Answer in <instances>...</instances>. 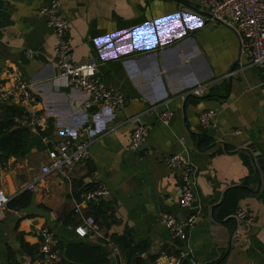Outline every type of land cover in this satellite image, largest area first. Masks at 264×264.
I'll return each instance as SVG.
<instances>
[{"label":"crops","instance_id":"crops-1","mask_svg":"<svg viewBox=\"0 0 264 264\" xmlns=\"http://www.w3.org/2000/svg\"><path fill=\"white\" fill-rule=\"evenodd\" d=\"M50 1L0 0V89L13 75L28 81L48 127L43 136L27 129L24 157H0V190L9 199L0 208V264H35L42 228L58 239L60 264H89L102 254L136 264L117 243L124 236L147 245L141 264L185 252L198 264H264V69L251 66L236 34L208 22L196 0H58L71 22L73 61L94 63L97 76L127 98L123 109L112 110L55 85L56 39L40 14ZM204 83L206 96L170 103L168 125L149 111ZM9 108L21 109L0 101V119ZM204 111L216 112L215 127L201 124ZM139 123L150 133L131 151ZM89 125L86 161L65 175H44L49 149ZM179 153L197 172L189 208L178 204L181 172L167 165ZM98 186L105 196L85 204L84 195ZM25 193L23 207H10ZM80 205L103 238L76 234ZM238 210L252 226L231 245ZM164 214L180 222L197 216L187 241L172 238Z\"/></svg>","mask_w":264,"mask_h":264},{"label":"built area","instance_id":"built-area-1","mask_svg":"<svg viewBox=\"0 0 264 264\" xmlns=\"http://www.w3.org/2000/svg\"><path fill=\"white\" fill-rule=\"evenodd\" d=\"M199 9L207 16L208 22L222 25L231 29L239 39L242 54L246 56L251 66L264 69V0H196ZM40 14L47 20V25L52 29L56 39L55 59L56 77L54 83L57 87L77 89L88 96L94 106L106 107L112 110L123 109L127 98L120 89L107 86L98 76L96 66L92 62L76 63L73 61L74 49L70 43L69 32L71 22L65 19L60 10L58 0H51L40 9ZM210 84H200L192 90L182 93L177 98L169 99L162 104L152 106L150 112H159L160 124L168 125L172 112L170 103L176 99L187 100L189 98H202L207 95ZM0 101L12 107L20 109L13 117L16 126L26 129H37L44 125L46 116L39 110L36 103L32 85L13 75L11 85L7 89H0ZM199 120L205 128L215 127L216 112L204 111ZM92 127L83 128L76 137L66 138L58 145L48 151L49 162L43 166L42 173L65 175L78 164L86 161L89 156L88 137L91 135ZM150 133V127L139 123L131 135L130 150L137 151L146 142ZM47 140V139H46ZM168 168L172 171L181 172V195L179 206L181 208L191 207L197 186V172L195 168L186 163L183 156L175 154L167 160ZM3 164L0 161V172ZM33 188V185L30 186ZM106 194L104 186L87 192L84 195L85 204L93 203ZM9 199L0 190V208L8 204ZM75 214L81 217V224L75 228L76 234L85 238L89 235L102 237L101 227L95 217L86 216L82 206L75 209ZM236 223L230 238V244H236L245 228H251L252 219L242 210H238L233 216ZM197 216H189L180 222L174 215L164 214L162 222L171 232L174 240L187 241L188 233L195 228ZM40 236L39 255L35 264H60V252L57 248L58 239L48 228L38 231ZM156 264H198L187 252L172 258L162 254ZM252 264V263H248Z\"/></svg>","mask_w":264,"mask_h":264},{"label":"trees","instance_id":"trees-1","mask_svg":"<svg viewBox=\"0 0 264 264\" xmlns=\"http://www.w3.org/2000/svg\"><path fill=\"white\" fill-rule=\"evenodd\" d=\"M16 111L12 108H9L7 114L0 119V157H24L28 152L26 148V134L28 133L27 129L20 128L14 129L15 123L13 121V117L16 115ZM46 125L40 127L39 131L41 136L45 135L43 129H46ZM29 194L25 193L20 198L15 199L9 203L12 208H21L29 201ZM118 245H120L122 251L126 254L129 263L132 261L136 262V264H141L142 259L140 258V254L145 252L147 249L146 244H138L136 245L134 240L129 236H124L120 240L117 241ZM23 247L30 252H36L37 249L35 247L25 246ZM36 250V251H35ZM37 257L34 261L38 259L39 250L36 252ZM140 262V263H139ZM9 264H18L15 261H10ZM89 264H110L108 256L102 254L95 257Z\"/></svg>","mask_w":264,"mask_h":264},{"label":"water","instance_id":"water-1","mask_svg":"<svg viewBox=\"0 0 264 264\" xmlns=\"http://www.w3.org/2000/svg\"><path fill=\"white\" fill-rule=\"evenodd\" d=\"M110 262L111 264H117L116 258L114 256L110 258Z\"/></svg>","mask_w":264,"mask_h":264}]
</instances>
